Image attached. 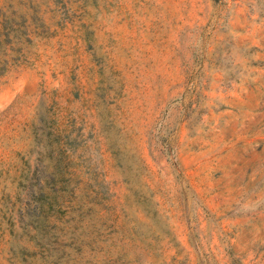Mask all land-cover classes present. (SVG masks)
Here are the masks:
<instances>
[{
    "label": "rangeland",
    "instance_id": "rangeland-1",
    "mask_svg": "<svg viewBox=\"0 0 264 264\" xmlns=\"http://www.w3.org/2000/svg\"><path fill=\"white\" fill-rule=\"evenodd\" d=\"M39 187L60 264H264V0H0V264Z\"/></svg>",
    "mask_w": 264,
    "mask_h": 264
},
{
    "label": "trees",
    "instance_id": "trees-1",
    "mask_svg": "<svg viewBox=\"0 0 264 264\" xmlns=\"http://www.w3.org/2000/svg\"><path fill=\"white\" fill-rule=\"evenodd\" d=\"M43 191L41 187L28 190V198L23 208L25 216L21 215L22 232H25L31 239L35 238V242L37 243L36 247H38V249H40V247L52 249V252L56 254L55 257H53V254L50 259L45 258L41 264H60L62 261L70 259V254L77 256L76 258L72 257L73 260H78V253L80 250L78 238L80 236L79 232H81L80 227L82 224L78 214L63 219L61 222H55V220L47 218L50 210L58 212L59 210L55 209L51 203H48L46 207L44 206V201L40 198ZM38 199L39 204L37 203ZM54 227L61 230L59 235L65 236L66 240L61 241V237L57 239L58 235L53 236V234H56L52 230ZM39 235H44L47 240H41Z\"/></svg>",
    "mask_w": 264,
    "mask_h": 264
}]
</instances>
